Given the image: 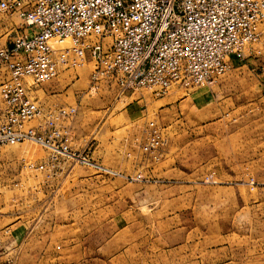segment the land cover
Wrapping results in <instances>:
<instances>
[{
    "label": "rangeland",
    "instance_id": "1",
    "mask_svg": "<svg viewBox=\"0 0 264 264\" xmlns=\"http://www.w3.org/2000/svg\"><path fill=\"white\" fill-rule=\"evenodd\" d=\"M2 25L3 44L28 29L17 13H0ZM255 54L264 38L215 82L166 94L95 79L90 48L57 77L29 80L43 107L76 109L56 116L58 141L89 162L30 140L0 145V244L22 248L0 262L264 264V59ZM152 122L162 143L150 152Z\"/></svg>",
    "mask_w": 264,
    "mask_h": 264
},
{
    "label": "built area",
    "instance_id": "2",
    "mask_svg": "<svg viewBox=\"0 0 264 264\" xmlns=\"http://www.w3.org/2000/svg\"><path fill=\"white\" fill-rule=\"evenodd\" d=\"M0 13H17L28 26L0 45V145L30 140L53 156L85 163L58 141L56 116L76 109L46 110L29 80L42 84L57 77L61 66L81 64L90 48L95 79L166 94L173 86L215 82L232 58L243 59L247 47L264 38V0H0ZM66 39L73 47L52 44ZM34 119L42 121L30 124ZM151 125L144 144L150 152L162 143L158 125Z\"/></svg>",
    "mask_w": 264,
    "mask_h": 264
},
{
    "label": "crops",
    "instance_id": "3",
    "mask_svg": "<svg viewBox=\"0 0 264 264\" xmlns=\"http://www.w3.org/2000/svg\"><path fill=\"white\" fill-rule=\"evenodd\" d=\"M9 28H8V25H5V26H0V31H2V32H5L6 30H8ZM4 38V35H1L0 34V45L1 44H3V39ZM264 59V54H255L254 55V59ZM258 76H260V77H264V67H262L261 68V73H258ZM262 81H259L257 84H256V86H257V88H258V90L261 92V94H260V96H261V99H260V103H261V108L262 109H264V78L263 79H261ZM47 91H46V95H48V93H49V90L48 89H46ZM36 90H32V92H31V94H32V96L34 97V98H37L38 99V97L35 95V94H33V92H35ZM45 108V107H44ZM46 110H50V109H47V108H45ZM42 247H44V249H46L47 248V246H42V245H37L35 248H33V249H35V250H38V249H43ZM19 249H22V248H18L17 246H16V244L15 243H3V244H0V257H3V254L4 253H8V252H10V251H16V250H19ZM28 249V248H27ZM8 255V254H7ZM15 257V261L16 260H20V257H21V255H19V256H17L16 257V255L14 256ZM12 260V259H11ZM14 261V260H13ZM14 261V262H15Z\"/></svg>",
    "mask_w": 264,
    "mask_h": 264
},
{
    "label": "bare ground",
    "instance_id": "4",
    "mask_svg": "<svg viewBox=\"0 0 264 264\" xmlns=\"http://www.w3.org/2000/svg\"><path fill=\"white\" fill-rule=\"evenodd\" d=\"M52 41H55V40H52ZM55 42H61V41H55ZM62 42H64V41H62ZM53 44V43H52ZM55 45V44H54ZM56 46V45H55ZM57 47H59V48H70L69 46L68 47H65V46H57Z\"/></svg>",
    "mask_w": 264,
    "mask_h": 264
}]
</instances>
